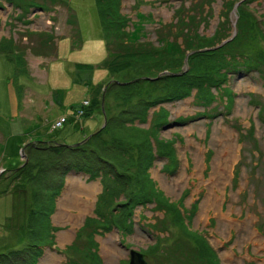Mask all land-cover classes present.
I'll return each mask as SVG.
<instances>
[{
  "label": "rangeland",
  "instance_id": "1",
  "mask_svg": "<svg viewBox=\"0 0 264 264\" xmlns=\"http://www.w3.org/2000/svg\"><path fill=\"white\" fill-rule=\"evenodd\" d=\"M234 1L228 13V5ZM244 1L211 0L193 5V0H119L132 39L158 48L163 31L175 48L174 53L168 47L163 53L166 58L172 55L169 66L173 74L167 75L175 78H163L164 72H159L154 78H141L145 82L131 90L133 95L128 99L122 96L107 100L108 114L113 117L107 133L115 137L110 140L127 138L123 140L137 149L141 147L137 144L149 142L155 159L146 175L154 198L150 204L136 207L125 221L130 232H120L112 224L107 232L101 228L92 231L91 227L80 231L86 219H98L94 212L98 199L106 200L99 180H89L73 171L57 176L49 173L46 178L50 186L59 181L61 185L53 196V210L48 217L53 229L42 243L36 264H90L83 252L87 246L94 248L100 264H127L128 250L142 254L147 264H172L167 257L173 242L198 237L213 249L217 264H264V116H259L260 107L264 115V75L256 71L227 73L224 83L210 88L208 94L193 88L176 101H159L183 91L190 83L188 78L180 77L189 68L187 57L192 53L185 51L179 63L174 61L176 52L191 44L177 36L175 10L181 17L195 10L199 38H211L218 32L217 40L200 42L203 47L215 49L234 36L236 6ZM249 1L247 12L264 30V0ZM68 7L69 11L61 6L47 11L31 9L19 22V10L0 1V40L10 39L23 55L25 65L14 62V56L11 60L0 54L2 254L26 244L33 225L26 227L25 208L43 201L39 171L37 178L28 179L22 187L21 177L12 178L25 166L22 147L39 141L49 145L50 140L70 146L76 138L104 127L98 108L86 117H81L79 108L109 79L100 66L105 49L94 0H69ZM70 17L75 22L72 27L66 23ZM44 34H51L52 41ZM260 39L255 34L243 37L239 45L227 51L241 52L248 58L255 51L264 53V39ZM46 50L50 52L45 56ZM75 64L88 65L91 70L77 69ZM193 66L195 71L197 67ZM209 95L214 96L212 102H207ZM141 100L155 101L145 121L122 123L126 115L121 112ZM76 110L81 113L74 116ZM61 117L64 124L53 130L51 127ZM160 118H165L167 124L155 129ZM86 149L90 150L88 146ZM144 151L145 146L139 149L140 155L134 151V160H140ZM33 161L30 166L41 163ZM130 168H135V163L124 166V173L132 176L135 171ZM133 180L139 191V184ZM123 200L117 194L103 211L106 216L114 213L116 204ZM178 213L185 217L178 218ZM110 219L121 223L118 216Z\"/></svg>",
  "mask_w": 264,
  "mask_h": 264
},
{
  "label": "trees",
  "instance_id": "2",
  "mask_svg": "<svg viewBox=\"0 0 264 264\" xmlns=\"http://www.w3.org/2000/svg\"><path fill=\"white\" fill-rule=\"evenodd\" d=\"M0 1L8 3L13 8L19 10V22L31 9L47 11L53 6H61L67 8L69 11V0ZM193 1H195L193 5H198L201 1H207L205 2L207 4L211 0ZM249 2V0H245L236 6L235 34L231 39L215 49L207 47L208 45L205 44H208L206 42H210L211 38L217 40L218 32L215 31L211 38H199L196 33V26L199 23L195 10H189V15H182V17L175 10L177 14L175 17L177 36H180L182 40L187 42L190 40L191 44L189 43L185 48L183 46L182 50H178L174 61L179 63L183 59L185 51L192 53L187 57V66L189 68L184 73H181L182 75L180 77L184 79L188 78L190 83H186L187 86L183 91H179L169 97L161 98L159 101H176L183 96H187L189 90L193 88L208 94L210 88L219 87L220 84L224 83L227 73L236 74L239 71H256L262 76L264 75V53L261 51H255L250 58L240 54L241 52L232 54L227 51L232 45H239L242 38L246 36L255 34L256 36H260V40L264 39V30L261 28L260 23L246 10V5ZM234 3L236 1L228 5V13L231 11ZM94 6L105 49V58L100 66L106 70L109 79L94 90L91 99L86 100V105H81L79 108L82 109L81 117L90 115L93 109L98 108L104 119V127L102 129H96L92 133L82 135L80 139H76L70 146L62 144L57 140H50L49 145L39 141L27 143L22 147L26 158L25 166L16 170L12 178L18 179L21 177L20 182L22 187L25 182L33 180L36 177V172L39 171L40 173L37 177L42 178L40 183L43 186L41 188L43 201L41 203L39 202V204L33 202L31 206L28 205L25 208L28 222L26 227L31 228L33 225V230L30 233L32 235L26 239V244L22 248L3 254L0 253V264H36L38 258L41 256L42 243L49 237V232L53 229L48 221V217L53 210V196L57 194L61 185V181L54 182L53 184L55 186L52 188L46 178L49 173H54L57 176L58 174L63 175L68 171H73L86 175L89 180H99L103 198L105 197L106 200L98 199L94 209L98 219H86V223L80 228V231L91 227L94 228L92 231H95L96 228H101L107 232L110 229L109 225L112 224L120 232H130V225L126 224L125 221L130 219L136 207L150 204L154 198L152 183L146 175L147 169L151 167L155 159L154 155L151 154L149 142L145 140L144 144L136 145L141 146L140 148L145 146V151L140 160H134L132 155L135 152L136 155H140L138 152L140 148L137 149L133 144L125 142L124 140H128L127 138L111 141L110 138L115 137L107 133L111 130L113 120V117L108 114L107 100L110 97H114L115 99L118 97L121 98L122 96L128 99L131 94L133 95L131 90L137 89L140 83L145 82L141 78H154L159 72H164L165 75L162 76L163 78H175L171 77V74L167 75L169 73L173 74L169 66L172 55L168 56L169 53L166 58L163 54L167 47L171 48L173 53L175 52V48H172L173 46L170 43L171 37L166 38L165 36L168 35L161 31H166V28L160 29L162 33L159 35L158 48H155L149 42L132 39L131 28H128L129 21L120 13L119 0H94ZM66 23L71 27L75 25L71 17L69 19L67 18ZM45 36L48 41H52L53 37L51 34H46ZM201 41L205 43V47L201 46ZM204 48L205 50H202ZM46 52L45 56L49 55L50 51L48 52L46 50ZM51 52H55L54 47ZM0 54L8 56L11 60L14 56V62L24 65L23 55L10 39L0 40ZM192 64L194 65L193 67H197L195 71L191 68ZM75 68L91 70L90 66L82 64H75ZM160 78L157 80H162ZM148 82L155 83L156 80H149ZM225 93L227 92L225 91ZM207 97L208 99L204 97L200 98L207 99V102L214 100L213 95ZM127 99L122 100L126 102ZM154 102L141 100L123 110L121 113L126 115V119H123L121 122L133 123L137 121L143 123L147 115V110L153 106ZM77 111L74 112V116H76ZM259 116H264L261 107L259 108ZM166 124L167 121L165 118H160L155 129ZM83 140L85 142L78 145ZM87 146L90 150L86 149ZM33 160H39L41 163L30 166L34 162ZM119 163L121 165H118ZM128 163H135V168H130L135 171L132 176L124 173V171L127 172L124 170V166H127ZM54 175L52 176L54 177ZM132 179H134L133 182L139 184V191L131 183ZM17 187L20 186L18 185ZM36 189L41 191L39 187ZM117 194L122 195L124 200L116 204L117 208L114 210V213H109L108 216L111 219L118 216L119 220H121L119 224L114 223V221L110 222L109 217L106 216L107 212H103L107 210L108 203L112 202ZM178 215V218L181 219L185 217V215L183 216L179 213ZM46 243L49 245L52 244L51 241ZM93 249V247L87 246L83 252L87 254L90 264H100V260ZM170 250L167 258L173 261L172 264H217L218 262L213 249L201 237L194 240L190 238H177L173 242Z\"/></svg>",
  "mask_w": 264,
  "mask_h": 264
},
{
  "label": "water",
  "instance_id": "3",
  "mask_svg": "<svg viewBox=\"0 0 264 264\" xmlns=\"http://www.w3.org/2000/svg\"><path fill=\"white\" fill-rule=\"evenodd\" d=\"M83 141H81V142H83ZM127 264H147V263L143 260V255L142 254H140V253H138L136 251H133V250H128V261H127Z\"/></svg>",
  "mask_w": 264,
  "mask_h": 264
},
{
  "label": "built area",
  "instance_id": "4",
  "mask_svg": "<svg viewBox=\"0 0 264 264\" xmlns=\"http://www.w3.org/2000/svg\"><path fill=\"white\" fill-rule=\"evenodd\" d=\"M86 104H87V101H86V100L83 101V102L81 103L82 106H84V105H86ZM80 113H81V112L78 110L76 114H80ZM63 124H64V118L61 117V118H59V119H57V120L55 121L54 125H53L51 128H52L53 130H55V129L60 128L61 125H63Z\"/></svg>",
  "mask_w": 264,
  "mask_h": 264
},
{
  "label": "crops",
  "instance_id": "5",
  "mask_svg": "<svg viewBox=\"0 0 264 264\" xmlns=\"http://www.w3.org/2000/svg\"><path fill=\"white\" fill-rule=\"evenodd\" d=\"M83 133H81V135H82ZM82 136H80V138H81ZM76 139H79V138H76Z\"/></svg>",
  "mask_w": 264,
  "mask_h": 264
},
{
  "label": "bare ground",
  "instance_id": "6",
  "mask_svg": "<svg viewBox=\"0 0 264 264\" xmlns=\"http://www.w3.org/2000/svg\"><path fill=\"white\" fill-rule=\"evenodd\" d=\"M83 208V207H82ZM81 214V211L79 212Z\"/></svg>",
  "mask_w": 264,
  "mask_h": 264
}]
</instances>
